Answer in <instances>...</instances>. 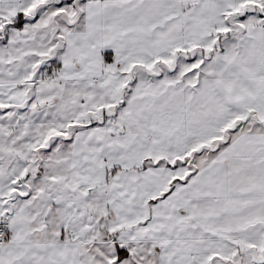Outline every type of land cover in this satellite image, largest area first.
<instances>
[{"label":"snow or ice","instance_id":"1","mask_svg":"<svg viewBox=\"0 0 264 264\" xmlns=\"http://www.w3.org/2000/svg\"><path fill=\"white\" fill-rule=\"evenodd\" d=\"M0 264H264V0H0Z\"/></svg>","mask_w":264,"mask_h":264}]
</instances>
